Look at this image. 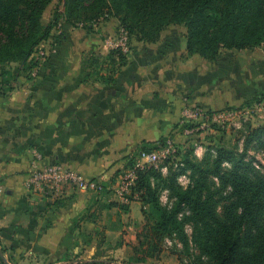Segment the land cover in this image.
Masks as SVG:
<instances>
[{"label": "crops", "instance_id": "0c3cea01", "mask_svg": "<svg viewBox=\"0 0 264 264\" xmlns=\"http://www.w3.org/2000/svg\"><path fill=\"white\" fill-rule=\"evenodd\" d=\"M150 75L143 81L118 80L107 97L98 94L93 102L58 98L52 85L41 89L51 97L39 103L24 100L33 88L0 97V248L15 264H58L66 258L120 264L135 254L146 222L140 200L125 210L110 206L104 195L68 190L64 202L55 205L56 198L30 191L25 180L28 172L49 163L87 180L116 179L133 148L168 135L183 116L180 85ZM176 260L178 255L166 248L147 264Z\"/></svg>", "mask_w": 264, "mask_h": 264}, {"label": "trees", "instance_id": "16d2710c", "mask_svg": "<svg viewBox=\"0 0 264 264\" xmlns=\"http://www.w3.org/2000/svg\"><path fill=\"white\" fill-rule=\"evenodd\" d=\"M53 1L0 0V68L12 62L29 67L35 49L52 36L61 19L78 26L118 16L125 28L141 33V38L150 42L158 41L168 25L183 23L187 28L188 53L200 54L212 61L223 49L264 48V20L261 21L264 0H127L125 5L120 0H59L61 5L53 12L52 19L45 23L44 12ZM118 51L117 67L122 68L127 64L128 54L121 49ZM110 58L114 64L117 63L116 56L111 54ZM21 70L18 68L17 73ZM110 81L105 83L115 85L118 82L116 77ZM13 90L11 86L9 91ZM258 96L264 98V94ZM258 96L253 97L256 102L261 101ZM249 103L245 101L241 107ZM245 133L242 152L218 147L208 167L186 159L193 177L197 174L193 185L186 189L176 184L180 174L172 173L165 177L160 169L153 167L136 170L137 178L130 197L138 194L146 222L137 235L135 254L120 264H147L150 258H158L166 249L167 239L177 236L187 246L189 243L182 235L185 224L190 221L195 223L191 242L198 252L192 264H264V181L251 179L248 173L250 163L245 159L247 148L253 142L264 147V123L256 127L248 126ZM169 138L166 135L155 141L144 140L126 156L121 170L134 167L140 151H151ZM178 154L175 151L163 166L174 163ZM225 163L231 164V167L225 168ZM121 170L117 171V175ZM209 176L216 177L221 186L230 192V201L221 217L203 199ZM165 190L175 192L172 197L169 194L171 206L167 208L159 203ZM64 200V196L56 197L54 204L61 205ZM109 205L126 210L129 204L110 201ZM171 251L177 254L176 247ZM4 253L5 249L1 248L0 258L3 261L0 263L8 264ZM73 260L66 258L58 264H78ZM92 263L109 264L103 259H94Z\"/></svg>", "mask_w": 264, "mask_h": 264}, {"label": "rangeland", "instance_id": "374dc122", "mask_svg": "<svg viewBox=\"0 0 264 264\" xmlns=\"http://www.w3.org/2000/svg\"><path fill=\"white\" fill-rule=\"evenodd\" d=\"M126 1L120 0L122 5ZM60 5L59 0H54L46 8L43 15L45 23L52 19L53 12ZM263 20L264 17L261 18ZM121 23L118 16L78 26L61 19L52 36L35 49L29 67L12 62L0 68V92H7L0 97H6L11 92V86L14 90L33 88L34 94L25 92L24 100L32 99L39 103L51 97L42 94L41 89L52 85L59 91L58 98L76 103L93 102L98 94L102 98L109 95L111 85L105 81L115 77L117 81H143L146 73L151 72V77L173 79L182 88L178 95L186 103L182 106L183 116L179 123L167 135L174 140L175 151L179 154L168 167L163 166L165 162L160 163V167H166L160 170L165 177L172 173L180 174L176 184L186 189L193 185L197 177V174L193 177L186 159L208 167L218 147L242 152L248 126L256 127L264 123V98L258 96L264 94V48L223 49L212 61L200 54L188 53L187 28L183 23L165 27L156 42L142 39L141 33L129 31ZM118 49L128 54L127 64L122 68L117 67ZM111 54L116 56L117 63H113ZM18 68H22L19 74ZM117 91L126 93L122 88ZM255 96L261 101L256 102L253 99ZM191 99L203 103L188 102ZM245 101H250L249 105L241 107ZM245 159L250 163L248 173L251 179L264 181V147L253 142L247 148ZM230 167L231 164L225 163V168ZM206 183L203 199L221 217L230 201V192L214 176H209ZM163 194L164 191L159 198L160 205L170 207L169 194L172 197L175 192L170 190L165 198ZM100 195L116 201L112 190L105 189ZM194 229V221L185 224L182 237H186L187 246H184L180 236L167 239L166 248L172 250L176 247L180 257L179 263L176 260L169 264L194 263L198 253L191 242ZM4 257L14 263L11 254L4 253ZM0 261L3 260L0 258Z\"/></svg>", "mask_w": 264, "mask_h": 264}, {"label": "built area", "instance_id": "2783aa9c", "mask_svg": "<svg viewBox=\"0 0 264 264\" xmlns=\"http://www.w3.org/2000/svg\"><path fill=\"white\" fill-rule=\"evenodd\" d=\"M175 150L174 140L169 138L165 143L158 144V147L151 151H140L135 158L134 167L124 168L115 181L103 178L87 180L69 167L60 163H49L28 172L25 185L30 191L51 198L64 196L68 190H84L101 194L105 189H108L116 195L114 200L129 204L133 200H139L138 194H135L133 198L130 197L137 178L136 170L145 167L166 169V167H160V163L170 158ZM35 156L40 159L38 152H35ZM106 182H108L107 185H105ZM167 196L168 191L166 190L163 198ZM6 261L11 264L7 259Z\"/></svg>", "mask_w": 264, "mask_h": 264}]
</instances>
